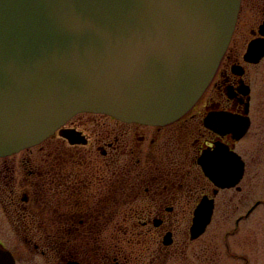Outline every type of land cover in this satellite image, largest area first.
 I'll use <instances>...</instances> for the list:
<instances>
[{
    "label": "flooded vegetation",
    "instance_id": "af4514ba",
    "mask_svg": "<svg viewBox=\"0 0 264 264\" xmlns=\"http://www.w3.org/2000/svg\"><path fill=\"white\" fill-rule=\"evenodd\" d=\"M0 247L16 264H264V0H241L212 83L179 120L80 113L1 156Z\"/></svg>",
    "mask_w": 264,
    "mask_h": 264
},
{
    "label": "water",
    "instance_id": "95a60500",
    "mask_svg": "<svg viewBox=\"0 0 264 264\" xmlns=\"http://www.w3.org/2000/svg\"><path fill=\"white\" fill-rule=\"evenodd\" d=\"M241 0H0V157L80 112L166 125L211 84ZM67 137V133L63 132ZM201 164L210 178V158ZM241 176L224 178L235 186ZM211 211L197 212L193 236ZM0 264H16L0 247Z\"/></svg>",
    "mask_w": 264,
    "mask_h": 264
}]
</instances>
